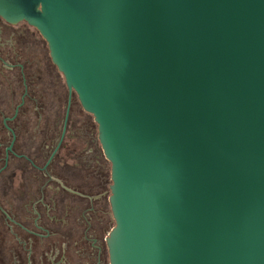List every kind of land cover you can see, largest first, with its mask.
<instances>
[{"label": "water", "instance_id": "95a60500", "mask_svg": "<svg viewBox=\"0 0 264 264\" xmlns=\"http://www.w3.org/2000/svg\"><path fill=\"white\" fill-rule=\"evenodd\" d=\"M93 116L111 264H264V0H0Z\"/></svg>", "mask_w": 264, "mask_h": 264}, {"label": "flooded vegetation", "instance_id": "af4514ba", "mask_svg": "<svg viewBox=\"0 0 264 264\" xmlns=\"http://www.w3.org/2000/svg\"><path fill=\"white\" fill-rule=\"evenodd\" d=\"M82 110L40 32L0 18V264H111V165Z\"/></svg>", "mask_w": 264, "mask_h": 264}, {"label": "rangeland", "instance_id": "374dc122", "mask_svg": "<svg viewBox=\"0 0 264 264\" xmlns=\"http://www.w3.org/2000/svg\"><path fill=\"white\" fill-rule=\"evenodd\" d=\"M74 100L75 103L79 106L76 97L74 98ZM81 117L85 119L86 123H89L92 126L94 133H97V124L94 121L93 116L90 113L86 112L85 110H82Z\"/></svg>", "mask_w": 264, "mask_h": 264}]
</instances>
